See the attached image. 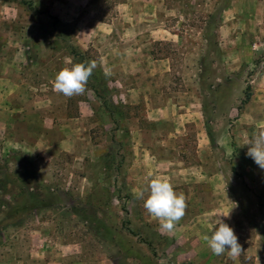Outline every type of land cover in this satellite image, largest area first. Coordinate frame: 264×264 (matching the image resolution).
Here are the masks:
<instances>
[{"label": "rangeland", "instance_id": "rangeland-1", "mask_svg": "<svg viewBox=\"0 0 264 264\" xmlns=\"http://www.w3.org/2000/svg\"><path fill=\"white\" fill-rule=\"evenodd\" d=\"M231 1L0 0V77L22 88L0 116L24 107L28 141L42 125L51 139L32 153L0 133V177L32 173L43 195L0 194V264H264V169L244 145L264 130V0L240 18ZM93 60L83 95L54 90L61 69ZM153 178L187 197L172 232L137 198ZM218 218L235 260L203 239Z\"/></svg>", "mask_w": 264, "mask_h": 264}, {"label": "clouds", "instance_id": "clouds-1", "mask_svg": "<svg viewBox=\"0 0 264 264\" xmlns=\"http://www.w3.org/2000/svg\"><path fill=\"white\" fill-rule=\"evenodd\" d=\"M97 67V62L93 60L87 64L75 63L71 67L61 69L55 76L54 90L68 98L83 95L87 91L88 81ZM105 75L108 73L105 72ZM244 145H249L246 155L251 157L261 169H264V130H260ZM136 195L137 198L144 199L145 210L159 222L163 231L172 232L186 215L187 197L183 192L175 191L174 185L168 179L153 178L148 184L147 198H144V191H140ZM229 215L230 212L219 216L227 218ZM215 225H218V228L211 235L203 237L210 250L214 255L220 256L227 252L231 259H237L242 254V247L234 229L219 218Z\"/></svg>", "mask_w": 264, "mask_h": 264}, {"label": "crops", "instance_id": "crops-1", "mask_svg": "<svg viewBox=\"0 0 264 264\" xmlns=\"http://www.w3.org/2000/svg\"><path fill=\"white\" fill-rule=\"evenodd\" d=\"M157 1V0H154ZM213 1V0H211ZM259 9L258 6V0H232L231 1V5L228 7V9L226 10V13H230L231 15H233L234 17H247V16H252L255 15L254 13H256ZM11 67V66H10ZM13 80L7 76V77H0V99H2L3 97H6L7 99L9 98V100L15 98L16 96H18V93L20 92V90L22 89L21 87L15 88V90H11V88L9 87V85H7V83L2 84L3 82H12ZM18 86V85H17ZM2 87H6V89H3ZM20 89V90H19ZM8 101V100H7ZM9 111L8 114V118L6 119V122L2 121V119L0 116V133H2L3 131H7L10 133V135H16L18 137L21 138V142H24L23 144H25L24 146H26L28 149H30V151H32V153H40L43 150L49 149L51 146V139L50 137L46 134V132L43 129V125L42 126H38L39 128L36 129V132L33 134V139L31 141H28V128L26 126V129H21L22 125L19 123V121H17V119H14V114L13 113H21L23 115V113H25V108L23 107L20 110H16V109H12V111L10 110V107L8 109H6ZM81 110V109H80ZM6 115V114H4ZM17 115V114H16ZM84 117V115L82 116ZM23 122H27L29 123L30 119L22 118ZM77 121L80 119H76ZM34 123L36 125H41L42 121L41 118L34 120ZM30 125V124H27ZM19 133V134H18ZM74 133V132H73ZM31 134V135H32ZM65 134V132H64ZM68 134V133H66ZM53 139V137H51ZM53 143L56 144L57 140L53 139ZM69 140H68V135H65L64 139H62L60 141V144L65 146V145H69Z\"/></svg>", "mask_w": 264, "mask_h": 264}, {"label": "trees", "instance_id": "trees-1", "mask_svg": "<svg viewBox=\"0 0 264 264\" xmlns=\"http://www.w3.org/2000/svg\"><path fill=\"white\" fill-rule=\"evenodd\" d=\"M95 90H97V88ZM251 97V87H249L247 90V100L245 104L251 100ZM11 184L14 185L17 190H19L18 197H20V199L27 198V200H34V202H37L40 200V197L43 196L39 188L37 177L32 173L28 176V180L25 177L17 178V182L14 183L10 181H4V179L0 177V194L9 193L8 188L11 186ZM11 207L12 206L8 202H5L0 196V211L5 208L10 209Z\"/></svg>", "mask_w": 264, "mask_h": 264}]
</instances>
